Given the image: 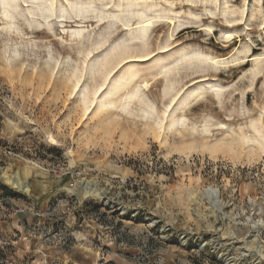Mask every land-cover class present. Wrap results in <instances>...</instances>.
<instances>
[{
    "label": "rangeland",
    "instance_id": "obj_1",
    "mask_svg": "<svg viewBox=\"0 0 264 264\" xmlns=\"http://www.w3.org/2000/svg\"><path fill=\"white\" fill-rule=\"evenodd\" d=\"M117 1L0 0L16 264H264V0H156L172 9L146 37Z\"/></svg>",
    "mask_w": 264,
    "mask_h": 264
},
{
    "label": "bare ground",
    "instance_id": "obj_2",
    "mask_svg": "<svg viewBox=\"0 0 264 264\" xmlns=\"http://www.w3.org/2000/svg\"><path fill=\"white\" fill-rule=\"evenodd\" d=\"M37 1L41 2L42 4H49L52 11L54 10V5L57 4L59 6V9L63 13H65L69 11L70 9L76 10L79 12H86V11H90L94 9L96 10V9L105 7L108 3L112 2L113 0H100L99 1L101 3L100 7L97 5V2H98L97 0H71L69 5L63 3V1L61 0H37ZM8 3H9V0H3V4L6 5ZM115 8L120 10L123 13V15L127 17L128 19L134 15L139 16L138 30H139L140 36L142 37H146L151 26L155 22H157L159 19H163L169 16L167 14L172 9L165 5L159 4L156 0H151V1H148V0H118L115 3ZM205 56L206 55H204V53H201V52H189V53L185 52L179 58L174 60V63L183 61L185 59L192 60L195 57L197 58V57H205ZM164 67H167L166 63L163 65V68ZM133 77H134V74H131L130 76L129 75L125 76V78L122 79L123 81L122 83H124V86H128ZM209 89L215 90L216 93L219 94L222 91L223 86L219 84H212ZM205 90H208V88L204 86L196 87L190 92V95L188 96V99L186 100H189L191 97H194L196 95H201L202 93H204ZM136 94L137 92L132 91L129 94H127L125 99L130 100ZM2 175L7 179V181L13 183L14 185H18V186L21 185L26 188L25 183L22 182L19 178H17L18 176L17 177L11 176L5 172H2ZM215 194H216V190H211V195L215 196Z\"/></svg>",
    "mask_w": 264,
    "mask_h": 264
},
{
    "label": "crops",
    "instance_id": "obj_3",
    "mask_svg": "<svg viewBox=\"0 0 264 264\" xmlns=\"http://www.w3.org/2000/svg\"><path fill=\"white\" fill-rule=\"evenodd\" d=\"M5 188H0V207L3 208V214L4 219L1 220L0 218V242H6L5 248H3L2 253L6 254L9 253L10 256L6 257L5 264H16V214L10 213L11 210L15 208H6L2 201L4 199V196L7 194ZM24 196L27 197V199L34 202H36L37 199V191H34L33 188L29 187V192L24 191L22 192ZM9 194H12L14 198L10 199L14 202L16 200V190L14 192H9ZM30 210V207H27ZM38 212L41 211H32V212H24L23 214H20V216H23V219L28 221L29 223L37 224L40 223L41 219L38 215ZM20 218V217H19ZM19 218H17V225L18 227H21V224L19 223ZM9 251V252H7Z\"/></svg>",
    "mask_w": 264,
    "mask_h": 264
},
{
    "label": "built area",
    "instance_id": "obj_4",
    "mask_svg": "<svg viewBox=\"0 0 264 264\" xmlns=\"http://www.w3.org/2000/svg\"><path fill=\"white\" fill-rule=\"evenodd\" d=\"M55 172L57 173V171H55ZM68 173L69 172L67 171V172L61 173L60 175L63 176V175H67ZM24 210L25 209H20V211H24ZM10 213L16 214V208L11 210ZM5 245H6V242H3V241L0 242V253H2L3 248H5ZM0 264H5V261L2 259L1 255H0Z\"/></svg>",
    "mask_w": 264,
    "mask_h": 264
}]
</instances>
